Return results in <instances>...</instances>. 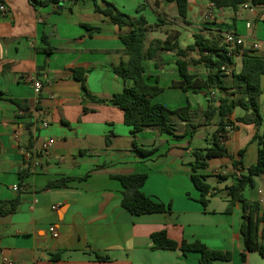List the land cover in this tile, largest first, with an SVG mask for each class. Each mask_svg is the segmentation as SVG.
<instances>
[{
	"label": "crops",
	"instance_id": "1",
	"mask_svg": "<svg viewBox=\"0 0 264 264\" xmlns=\"http://www.w3.org/2000/svg\"><path fill=\"white\" fill-rule=\"evenodd\" d=\"M94 1L63 0L59 7L35 8L29 0H0L8 9L7 15L0 13V204L19 198L13 213L0 217V264H201L198 252L184 255L179 249L153 250L152 235L162 230L178 242L200 241L212 250L232 254L230 261L216 264H244L243 204L226 212L227 187L236 174L233 160L214 158L201 171L208 183L214 178L221 182L216 181V188L211 186L207 207L199 201L201 193L191 179L194 151L210 146L219 118L192 134L174 116L173 134L150 127L135 139L123 110L112 102L114 95L134 84L114 72L130 60L120 35L131 28H120L98 13ZM96 1L101 6L105 1L112 3L131 17L143 16L155 26L148 33L147 47L152 41H164L169 32L180 33L183 49L199 33L221 43L231 32L244 38L226 78L225 94L236 91L233 74L242 71L245 52L264 57V49H252L256 41L264 44V5L249 2L233 11L211 7L212 0H188L190 24H185L175 1ZM84 24L101 31L90 35ZM43 36L48 44L43 43ZM48 47L54 51L46 53ZM198 57L196 52H187L185 60L189 72L205 80L208 70L204 64L193 63ZM177 60L175 52L165 50L144 60L147 83L163 88L153 103L171 109L189 105L190 121L198 125L209 100L217 99L219 93L198 86L185 91L180 87L183 78ZM76 68L84 69L92 98L86 97L81 82L75 79ZM29 77L41 83L40 90ZM262 84L264 87V76ZM13 99L22 104L18 106ZM260 104L264 114V94ZM248 114L241 107L234 109L231 120L236 129L224 143L244 169L256 164L257 136L264 129L238 121ZM50 139L55 144L44 153L42 147ZM134 140L140 148L156 149V153L143 156ZM240 151H244L242 157ZM27 166L31 174L21 185L20 172ZM134 173L148 174L142 191L171 205L170 212L136 216L123 208V187L116 177ZM63 179L68 180L65 186L48 188L51 182ZM221 191L225 198L219 199ZM245 196L259 202L264 212V174L246 189ZM263 238L264 232L261 241ZM57 253L61 255L54 260L52 255ZM246 264H264V257L249 252Z\"/></svg>",
	"mask_w": 264,
	"mask_h": 264
},
{
	"label": "trees",
	"instance_id": "2",
	"mask_svg": "<svg viewBox=\"0 0 264 264\" xmlns=\"http://www.w3.org/2000/svg\"><path fill=\"white\" fill-rule=\"evenodd\" d=\"M35 7L56 5L61 6L63 0H29ZM175 1L178 6V15L180 20L185 24H190L188 21V0H169ZM95 10L109 17L115 25L120 28L130 27L131 31L128 34L120 35L121 41L125 48L123 52L130 56V60L122 63L114 69L115 74L123 78L125 81L133 80V86L126 87L122 93L114 95L112 102L124 112L125 124L132 129V134L136 139L137 135L150 127L158 128L162 134H173L175 127L172 124V117L176 116L187 125V130L190 133L199 126H209L213 124L215 118H219L217 129L210 141V146L194 151L196 157L193 166L192 182L201 193L199 201L204 207H207L211 196V185L207 182V175L201 173L208 167L210 160L214 158H231L235 169L241 170V177L237 173L234 175L235 181L227 187L228 206L227 213L233 211L237 203L243 204V222L241 224V234L245 242V250L242 253L243 263L247 262V254L249 252H258L264 257V212H261V205L257 201H250L245 196V191L248 187L254 186L256 178L264 174V129L261 134H258L259 151L256 164L244 169L241 160H235L224 147L223 139H228V134L236 129L231 117L236 107H241L249 114L246 117L239 118L242 123L255 124L259 129L264 128V114L262 113L260 97L264 94L262 79L264 76V57L251 56L245 52L243 69L238 74H233L234 85L236 91L232 94H225L228 88L226 78L229 74L222 70V67H232L234 63L235 53L230 50L229 46L216 39L207 38L199 33L195 35V41L192 45L183 49L180 45V33L169 32L167 38L162 40L152 41L147 47V36L150 31H153L155 26L149 24L146 18L131 17L117 8L114 4L106 2L103 6L99 5L95 0ZM251 2L254 5H264V0H212L214 6L218 9L230 8L237 11L239 6L246 5ZM161 20V19H160ZM162 21V20H161ZM163 22V21H162ZM90 35L95 32H100V27H92L84 24ZM43 43H47V37L43 36ZM159 50L175 52L178 58L177 64L179 72L183 78L180 83L185 91L189 88L207 87L214 92H218L217 99H210L208 109L201 115V120L198 125L191 123V110L189 105L171 109L160 103H153V98L163 91V88L158 85L147 83L145 78L144 60L154 59ZM54 49L48 47L46 53L53 52ZM187 52H196L198 59L194 60V64H204L208 70V75L205 80L198 79L195 75L189 72V63L185 60ZM75 79L82 84V88L87 98H92L85 85V71L82 68L74 70ZM3 93L0 91V96ZM20 106L22 102L17 99L12 100ZM104 103L105 101H99ZM29 130L32 124L28 125ZM230 128V129H228ZM135 149L143 156H151L156 153V149H143L138 146L134 140ZM244 151H240L242 157ZM31 174V167L20 172L21 185ZM147 173H134L129 175L117 176L123 187L122 206L132 215L140 216L153 213H168L171 211V205H166L163 202L155 200L147 196L142 188L148 180ZM68 180H60L51 182L48 188L61 187L67 184ZM19 204V198L7 203L0 204V217L13 213ZM154 243L153 250H181L184 255L189 252L200 253L201 264H216V261H230L232 254L229 252H221L208 248L200 241L178 242L169 237L167 231L162 230L152 235ZM264 240V238H263ZM61 253L52 255L56 260ZM98 259L105 258L97 255Z\"/></svg>",
	"mask_w": 264,
	"mask_h": 264
},
{
	"label": "built area",
	"instance_id": "3",
	"mask_svg": "<svg viewBox=\"0 0 264 264\" xmlns=\"http://www.w3.org/2000/svg\"><path fill=\"white\" fill-rule=\"evenodd\" d=\"M211 7H215L214 4H211ZM0 13L4 16L8 14V9L6 7V5L2 4L0 5ZM224 43L226 45L229 46L230 50L233 51V53L236 52L237 49H242L243 45L245 44L244 38L238 36L236 33L231 32L226 34L225 38H224ZM252 49L255 51H260L262 49H264V44L260 41H256L252 44ZM223 71H226L227 74L231 73V67H227L224 66L222 67ZM28 80H30L31 82L34 83V87L36 88V90H40L42 85L38 80H35L34 77H29ZM214 96V93H213ZM48 124L45 123V126H47ZM230 129V128H228ZM229 135V134H228ZM228 137V136H226ZM226 139H223V144L226 142ZM55 144V140L54 139H50L48 140L44 145H43V152L47 153L49 151V149ZM236 173L238 175V177H241V170L240 169H236ZM15 191H18V187H14ZM56 209V207H54ZM50 231L53 233L54 237H58V232L54 227L50 228Z\"/></svg>",
	"mask_w": 264,
	"mask_h": 264
},
{
	"label": "rangeland",
	"instance_id": "4",
	"mask_svg": "<svg viewBox=\"0 0 264 264\" xmlns=\"http://www.w3.org/2000/svg\"><path fill=\"white\" fill-rule=\"evenodd\" d=\"M203 144V143H202ZM203 146V145H202ZM216 181H218V179L216 178H214V179H210L209 180V183L211 184V186L213 187V188H216L217 187V184H218V182H216ZM219 183H221V182H219ZM227 192V191H226ZM218 198L219 199H221V198H225V192H223V191H221V192H219L218 193Z\"/></svg>",
	"mask_w": 264,
	"mask_h": 264
}]
</instances>
